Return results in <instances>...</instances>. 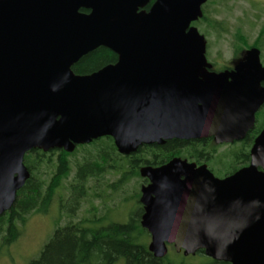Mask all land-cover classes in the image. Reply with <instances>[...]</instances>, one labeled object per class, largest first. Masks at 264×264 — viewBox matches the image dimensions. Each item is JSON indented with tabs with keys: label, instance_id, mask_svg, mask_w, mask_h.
Masks as SVG:
<instances>
[{
	"label": "water",
	"instance_id": "95a60500",
	"mask_svg": "<svg viewBox=\"0 0 264 264\" xmlns=\"http://www.w3.org/2000/svg\"><path fill=\"white\" fill-rule=\"evenodd\" d=\"M207 1L0 0V216L30 178L24 158L36 148L73 152L111 136L131 155L172 139L247 137L264 106L262 51L251 46L214 69L193 24ZM101 46L117 61L76 73ZM250 157L224 177L181 156L141 166L150 251L163 258L174 244L185 255L264 264V127Z\"/></svg>",
	"mask_w": 264,
	"mask_h": 264
},
{
	"label": "trees",
	"instance_id": "16d2710c",
	"mask_svg": "<svg viewBox=\"0 0 264 264\" xmlns=\"http://www.w3.org/2000/svg\"><path fill=\"white\" fill-rule=\"evenodd\" d=\"M209 5L208 0L203 6V17L194 24L200 27L202 23H206L215 30H226L223 22L209 17ZM81 11L89 12L85 8ZM236 37L240 42L236 44V58L240 59L251 46L260 48L264 55V23L252 44L242 32ZM117 59L118 55L114 51L101 46L82 57L73 69L78 74H88L115 63ZM215 64L213 63L214 66ZM230 67L227 65L220 69ZM263 127L264 106L257 113L254 129L240 142L217 144L212 138L189 141L172 139L162 145H142L135 153L123 155L118 152L113 137L104 136L89 144L78 145L73 152L58 148L47 152L39 148L33 149L24 158L31 172L30 178L18 191L12 209L0 216V255L11 243L17 241L21 235L20 226L32 214L47 213L53 201L59 198L61 212L67 218L65 224L57 223L54 233L38 257L27 264H169V254L159 258L149 249L150 234L141 224L140 187L133 194L138 205L137 211L130 215L128 221L106 222L104 214L100 217L94 214L91 218L76 219L88 196H100L97 187L91 183L97 185L108 173L120 171L118 185L135 177L140 179L139 184L142 185L148 179L140 176L141 166H160L175 156L189 158L198 164L207 163L217 176L230 175L249 164L254 139ZM223 145H227L228 149L219 152ZM82 150L83 160L74 163L71 157ZM73 169L75 174L65 187L64 182L69 179ZM63 188L68 190L67 198L58 196L59 189Z\"/></svg>",
	"mask_w": 264,
	"mask_h": 264
},
{
	"label": "rangeland",
	"instance_id": "374dc122",
	"mask_svg": "<svg viewBox=\"0 0 264 264\" xmlns=\"http://www.w3.org/2000/svg\"><path fill=\"white\" fill-rule=\"evenodd\" d=\"M208 15L210 18L218 19L224 23L226 30H215L206 23H202L200 32L206 36L208 47L207 57L211 63H216L217 69L224 66H233L239 59L235 55L236 44L239 32L244 33L248 42L252 44L259 35L264 23V0H209ZM264 61V55H262ZM228 149L227 145L220 147L219 152ZM83 150L78 152L71 159L74 163L83 160ZM120 161V160H119ZM124 169V168H123ZM65 183L74 176V169L71 171ZM121 172L114 171L106 175L99 184L91 185L97 187L99 197L90 195L83 202L78 211L76 219L91 218L94 214L97 217L106 215V222H126L130 215L137 211L138 205L133 197L134 191L140 187V179L131 178L127 183H120ZM116 182V183H115ZM67 198L69 193L66 188L59 189L58 196ZM65 214L61 212L60 199L56 198L47 213H34L20 226L21 235L17 241L11 243L0 255V264H27L31 259L38 257L44 245L54 233L57 223L65 224ZM151 238H149L150 241ZM170 248L168 253H174ZM189 264H201L205 261L204 256L186 257Z\"/></svg>",
	"mask_w": 264,
	"mask_h": 264
},
{
	"label": "flooded vegetation",
	"instance_id": "af4514ba",
	"mask_svg": "<svg viewBox=\"0 0 264 264\" xmlns=\"http://www.w3.org/2000/svg\"><path fill=\"white\" fill-rule=\"evenodd\" d=\"M213 139V138H212ZM140 202V201H139ZM140 205L142 206V212H141V217L144 213V207L140 202ZM148 231V230H147ZM149 232V231H148ZM150 234V233H149ZM150 238H151V234H150ZM173 248L174 249V253L171 255V258L169 260V264H189L188 261H186V257L191 256L190 255H185L184 254V250L182 249L181 251H177V249L175 248L174 244H169V249ZM169 254V253H168ZM204 256L205 257V261H203L201 264H210L212 262H214L215 264H221V262H225V261H218V260H214L213 258L207 256L203 251H199L197 252L195 255L192 256ZM226 264H229L228 262H226Z\"/></svg>",
	"mask_w": 264,
	"mask_h": 264
}]
</instances>
